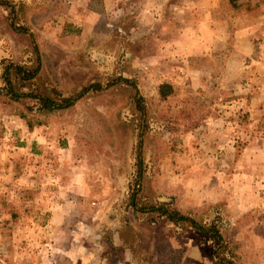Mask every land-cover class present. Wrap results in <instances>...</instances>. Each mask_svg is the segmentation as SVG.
<instances>
[{"label": "rangeland", "instance_id": "rangeland-1", "mask_svg": "<svg viewBox=\"0 0 264 264\" xmlns=\"http://www.w3.org/2000/svg\"><path fill=\"white\" fill-rule=\"evenodd\" d=\"M5 1L0 72L33 66L34 43L33 86L62 96L99 87L51 113L0 94V264H83L81 247L98 264H264V0ZM21 113L43 137L34 145ZM54 173L80 189L54 193ZM131 192L139 207L213 223L222 242L134 211ZM63 199L72 219L110 214L114 238L111 225L94 229L99 238L47 237L51 203Z\"/></svg>", "mask_w": 264, "mask_h": 264}, {"label": "trees", "instance_id": "trees-1", "mask_svg": "<svg viewBox=\"0 0 264 264\" xmlns=\"http://www.w3.org/2000/svg\"><path fill=\"white\" fill-rule=\"evenodd\" d=\"M0 5L9 8V13L12 12V6L10 3L5 0H0ZM8 26L11 30L21 33H27L30 37L31 34L22 26H15L14 21L10 18L8 19ZM33 43V42H32ZM33 52L35 55L34 65L28 66L24 64H16V63H8L5 64L0 72V80L2 82V87L0 88V94L3 96L2 101L8 102H17L21 99H29L33 102V106H31L35 111H40L44 113H51L53 111L66 109L74 104L76 100L82 97L88 87H95L98 89V84H90L86 87H83L78 92L70 96H62L55 89L50 88L48 91H42L34 84V78L38 75L40 70V58L38 56L37 47L33 43ZM127 81V80H125ZM134 88V106L135 109L139 112L141 116L145 113V108L142 104V97L137 95V91ZM172 92L171 86L168 83L162 82L158 86V95L160 99H164ZM30 107V109H31ZM20 117L25 120L26 126L28 130L33 128V124L31 120L24 114L21 113ZM36 125L39 122H35ZM140 146V145H139ZM137 149L136 153V180L139 181L141 178V165L142 158L140 147ZM134 195L132 192L129 194V205L132 207L134 211L139 212H147V211H155L159 215L165 217L166 220L173 224L186 223L190 228L194 231L199 232L201 234L209 236L211 239H214V243L217 247H219L222 242V236L219 233L216 226L211 223L209 225H204L198 223L196 220L190 218L187 215L180 213L176 209H169L162 205H147L143 207L137 206V203L134 201ZM216 257H219L216 250L213 251ZM219 259H223L220 257ZM224 264H228L223 262Z\"/></svg>", "mask_w": 264, "mask_h": 264}, {"label": "crops", "instance_id": "crops-1", "mask_svg": "<svg viewBox=\"0 0 264 264\" xmlns=\"http://www.w3.org/2000/svg\"><path fill=\"white\" fill-rule=\"evenodd\" d=\"M25 131L29 135H31L29 137L28 142L31 145L36 144L43 138L42 136H39L40 133L37 127H33V129L31 130L25 128ZM64 142L65 140H63L62 138L58 140L59 144H64ZM52 176V180L55 183L52 186L54 193H59L63 195V193L77 192L78 189H80V186H75L73 183H71L70 185L66 184L64 181H60L59 183V180L63 178L62 174L60 175L58 173H54ZM50 209L52 210L51 217L47 220L45 225H42L41 228L44 229L47 237H54L55 240H62L64 236L70 238L72 236L73 239H76L77 237L80 238L81 235L88 236L90 233V236L93 235L94 237L99 238L100 232L94 233V229H97V226L111 225L112 227L116 223L115 219H111L110 214H107V217L105 216V223L100 224V222L96 221V219L100 218L98 211L89 215V218L86 213L78 212V216L72 219L69 217V209H71V207H69L68 201H65L64 199L51 203ZM112 229L111 233L112 231L113 233H116L115 227H112ZM113 233L111 234V237L113 236L112 239L114 238ZM74 255L79 257V261L81 260L83 264H93V262H95V260L92 259V255H94L95 257L96 255L94 253L89 252L87 248L85 249V247H81L79 250H76V252H74ZM95 264H98V261H96ZM100 264L102 263L100 262Z\"/></svg>", "mask_w": 264, "mask_h": 264}]
</instances>
